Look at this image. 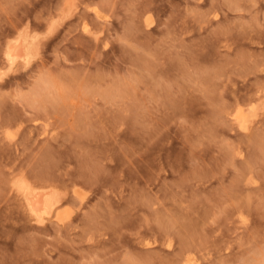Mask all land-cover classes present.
<instances>
[{"label": "rangeland", "instance_id": "1", "mask_svg": "<svg viewBox=\"0 0 264 264\" xmlns=\"http://www.w3.org/2000/svg\"><path fill=\"white\" fill-rule=\"evenodd\" d=\"M0 72V264H264V0H0Z\"/></svg>", "mask_w": 264, "mask_h": 264}, {"label": "bare ground", "instance_id": "2", "mask_svg": "<svg viewBox=\"0 0 264 264\" xmlns=\"http://www.w3.org/2000/svg\"><path fill=\"white\" fill-rule=\"evenodd\" d=\"M74 3H75V1H74ZM64 6H65V3H64ZM52 28H53V26H52ZM33 33H34V31H33ZM33 33L32 34L27 33V31H25L23 29L22 32L18 33L16 35V37H14L11 40V42H12V44H11L12 55H13V58L16 62L15 65L19 64L23 68H27L28 63L30 62L29 58H31L32 56L35 57V55H33V54H37L34 52V48L37 45L38 36L36 34H33ZM40 35H42V34H40ZM7 45H8V43H6V47H7ZM38 48H39V46H38ZM36 49L37 48H35V50ZM5 50H6V48H5ZM5 50H4V53H5ZM36 51H38V50H36ZM38 54H40V53H38ZM5 62H6V60H5ZM17 65H16V67L19 66V65L18 66ZM29 65H30V63H29ZM22 67H20V68H22ZM3 68H5V67H3ZM14 70H15V68H14ZM6 73H7V71H6ZM234 119L237 122V124L239 125V127H240L241 123L246 122V116L243 114V112L241 110H239V108H238V110H236V113H234ZM25 181H26L28 187L24 191H21V193L23 194L25 202H26L31 214L33 215L34 219L37 221H40L43 218V216L48 215L47 213H49V212L51 213V211L55 212V210L58 208L60 201L63 199L62 198L63 196H60V194H58L52 188H47V187H43V186H34V185L30 184V182H28L27 180H25ZM74 192H75V190H74ZM53 215H52V217H53ZM60 216H61V213H60ZM56 217L57 218L59 217L58 212L56 214Z\"/></svg>", "mask_w": 264, "mask_h": 264}, {"label": "snow or ice", "instance_id": "3", "mask_svg": "<svg viewBox=\"0 0 264 264\" xmlns=\"http://www.w3.org/2000/svg\"><path fill=\"white\" fill-rule=\"evenodd\" d=\"M84 31L86 33L89 32V28H88V25L87 23H85L84 25ZM11 40L8 42V45L6 47V50H5V53H4V57H5V60H6V69H7V72H8V75L10 76L11 72L13 71V68L15 67V60L13 58V55H12V48H11ZM107 47V45L105 46ZM31 59V58H29ZM27 63V62H26ZM35 67V64H32L31 67H28L26 70L27 71H31L32 68ZM0 81H3L4 82V86H7V77L5 75L4 72H0ZM253 109H256L257 108V105H253L252 106ZM259 111L261 113H264V105H261L259 107ZM253 118H255L253 116ZM22 127V125L20 126ZM240 128L242 131H247V126H246V122L245 123H241L240 124ZM19 131H20V128L17 127V128H12L11 126L5 130V132L3 133L4 135V138L7 142L11 143V142H14L16 139H17V136L19 134ZM252 180V178L250 177V181ZM28 187L25 179L22 177V176H18L14 181H13V188L14 189H17L19 191H24L26 188ZM241 219L243 220L244 218L241 217ZM169 247H172L171 243H169L168 245ZM192 264H195V261L192 262Z\"/></svg>", "mask_w": 264, "mask_h": 264}]
</instances>
